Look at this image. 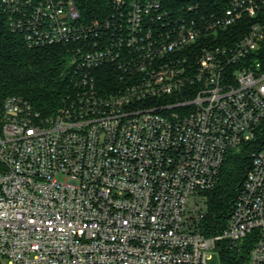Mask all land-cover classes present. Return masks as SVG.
<instances>
[{"label": "built area", "instance_id": "obj_1", "mask_svg": "<svg viewBox=\"0 0 264 264\" xmlns=\"http://www.w3.org/2000/svg\"><path fill=\"white\" fill-rule=\"evenodd\" d=\"M87 1L0 0L30 47H66L76 89L50 115L0 105V264H210L250 235L264 264V0H110L103 16ZM244 148L227 225L206 236L204 192Z\"/></svg>", "mask_w": 264, "mask_h": 264}, {"label": "trees", "instance_id": "obj_2", "mask_svg": "<svg viewBox=\"0 0 264 264\" xmlns=\"http://www.w3.org/2000/svg\"><path fill=\"white\" fill-rule=\"evenodd\" d=\"M204 10L223 9L229 0H192ZM110 0H88L82 4L86 16L105 15ZM254 20L244 16L235 24H253ZM264 58V50L262 52ZM68 51L64 45L30 47L24 36L13 32L9 14L0 3V105L8 95H20L32 102L44 115L56 112L68 96L75 94L71 82ZM112 76L105 71L98 75V85L108 88ZM264 138L253 142L251 149H259ZM248 148V147H247ZM244 148L228 153L216 186L206 190L207 214L201 221V232L213 236L226 225L234 201L251 167L250 154ZM252 237H248L242 248H232L227 241L218 243L222 264H248Z\"/></svg>", "mask_w": 264, "mask_h": 264}, {"label": "rangeland", "instance_id": "obj_3", "mask_svg": "<svg viewBox=\"0 0 264 264\" xmlns=\"http://www.w3.org/2000/svg\"><path fill=\"white\" fill-rule=\"evenodd\" d=\"M212 258L210 259V264H222L221 257L218 251L212 252Z\"/></svg>", "mask_w": 264, "mask_h": 264}]
</instances>
